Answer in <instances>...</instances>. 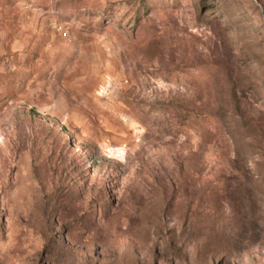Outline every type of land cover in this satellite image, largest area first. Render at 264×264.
Masks as SVG:
<instances>
[{
    "label": "rangeland",
    "instance_id": "374dc122",
    "mask_svg": "<svg viewBox=\"0 0 264 264\" xmlns=\"http://www.w3.org/2000/svg\"><path fill=\"white\" fill-rule=\"evenodd\" d=\"M0 264H264V0H0Z\"/></svg>",
    "mask_w": 264,
    "mask_h": 264
},
{
    "label": "built area",
    "instance_id": "2783aa9c",
    "mask_svg": "<svg viewBox=\"0 0 264 264\" xmlns=\"http://www.w3.org/2000/svg\"><path fill=\"white\" fill-rule=\"evenodd\" d=\"M58 30H60L61 29V26H58V28H57ZM64 35L66 34V33H63Z\"/></svg>",
    "mask_w": 264,
    "mask_h": 264
}]
</instances>
